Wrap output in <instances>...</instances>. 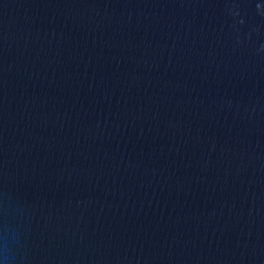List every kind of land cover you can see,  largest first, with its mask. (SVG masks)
<instances>
[{"label": "water", "instance_id": "1", "mask_svg": "<svg viewBox=\"0 0 264 264\" xmlns=\"http://www.w3.org/2000/svg\"><path fill=\"white\" fill-rule=\"evenodd\" d=\"M0 264H264V0H0Z\"/></svg>", "mask_w": 264, "mask_h": 264}]
</instances>
